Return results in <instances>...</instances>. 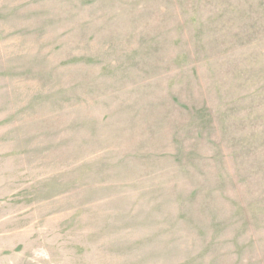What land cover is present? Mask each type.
<instances>
[{"label":"rangeland","instance_id":"374dc122","mask_svg":"<svg viewBox=\"0 0 264 264\" xmlns=\"http://www.w3.org/2000/svg\"><path fill=\"white\" fill-rule=\"evenodd\" d=\"M0 264H264V0H0Z\"/></svg>","mask_w":264,"mask_h":264}]
</instances>
